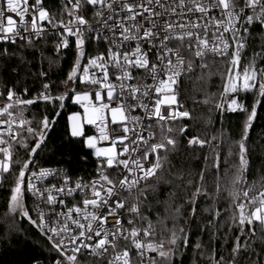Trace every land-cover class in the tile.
<instances>
[{
  "label": "snow or ice",
  "instance_id": "6c2138e0",
  "mask_svg": "<svg viewBox=\"0 0 264 264\" xmlns=\"http://www.w3.org/2000/svg\"><path fill=\"white\" fill-rule=\"evenodd\" d=\"M90 10L91 20L85 15ZM60 15L57 19L50 13L43 0L0 4V42L19 41L21 52L40 51L37 42L51 31L58 37L56 53L74 45L75 55L58 94L49 80L54 61L48 58L45 71L43 51L37 78L48 82L41 90L25 99L27 87L23 94L15 86L6 88L0 107V117H6L0 121L5 125L0 131V177L15 174L6 215H19L46 237L58 256L54 264H184L189 247L191 264H264V177L259 189L256 181H247L252 170L250 130L259 118L258 108H264V65L258 64L264 61V31L252 35L254 29L264 30V0H64ZM257 38L259 50L245 63L249 41ZM14 56L8 48L0 51V60ZM209 58L224 65L219 73L222 91L198 100L194 90L182 100L181 85L197 69L200 83L216 74ZM20 59L23 63V55ZM241 92L251 94L250 108L236 98ZM66 99L82 109L67 116V135L82 142L96 160L95 174L87 180L81 176L73 181L64 169L32 170ZM188 99L194 105L213 104L222 125L225 112L244 115L240 137L227 156L220 151L223 132L221 144L215 135H189L195 124L186 121L195 118ZM38 102L51 104L52 115L34 128L23 110ZM5 132L9 140L3 138ZM10 141L24 150L25 158H14L18 149ZM180 152L191 153L203 167L177 168L173 158ZM224 164L228 167L221 172ZM49 176L62 183L37 186ZM164 186L171 190L161 199ZM29 193L39 201L31 209L26 205ZM224 193L228 203L222 209ZM68 198L76 202L70 204ZM193 224L199 230L194 244ZM218 241L227 256H218Z\"/></svg>",
  "mask_w": 264,
  "mask_h": 264
},
{
  "label": "trees",
  "instance_id": "16d2710c",
  "mask_svg": "<svg viewBox=\"0 0 264 264\" xmlns=\"http://www.w3.org/2000/svg\"><path fill=\"white\" fill-rule=\"evenodd\" d=\"M35 0H29L30 4H34ZM64 0H43V6L57 19L61 18V12L63 8ZM65 22L69 19L65 14L63 15ZM261 29H254L252 32L253 37H257ZM57 36L47 35L43 40L37 42V48L44 53L43 68L45 71L49 70L48 58H51L54 63L51 65V71L49 72V80L53 84V94H58L64 91L63 87L60 86V81L66 76L67 72L72 65L74 55V45L69 49H62L59 55L56 53L54 45L57 41ZM261 41L257 38L249 41V47L245 52V60L247 63L248 59L251 58L253 51H258L257 45ZM20 44V43H19ZM19 44L12 45L11 43L0 44V51L4 48H8L9 52H16L17 56L12 58H4L0 60V91L4 92V96L0 97V102L4 101L7 95L6 88L14 87L17 92L22 93L24 88L29 89L28 97L33 98L38 91L41 90L42 83L48 82L38 79V72L40 70V51L32 49L24 50L21 52ZM91 45L89 46V52L91 53ZM20 55H23V63L21 62ZM211 66V71L216 73L207 80L206 83H200L196 77L199 75V69H197L196 75L190 80L185 79L181 85L182 97L181 99H187L189 94H192L194 90L196 98L203 100L205 94H215L222 91L221 85L222 80L219 75L220 72L224 71V65L219 62L213 63L212 60L208 61ZM258 64L264 65V61H258ZM6 65V67H5ZM19 65V67H18ZM13 69H17L16 72ZM36 75H33V74ZM239 102L246 103L250 108L252 103L251 94L239 93L236 97ZM219 98L217 97V100ZM187 107L192 112L194 121H186L189 124H195V127L189 135L199 134L201 138L211 139L212 136H217L216 143L221 144L220 133H224L223 142L221 146L222 156H227L228 148L230 144L238 140L241 133L242 121L244 115L236 112H225L223 118V125L221 124V117L213 110V104L204 105L202 103L193 104L191 99L187 100ZM47 109V111H46ZM78 111L80 108L73 105L70 99H66L65 106L61 110L62 114L58 118V123L49 132L46 143L42 150H39V154L35 156L34 164L38 166H49L59 167L67 170L73 177L91 178L95 174L96 160L83 147L82 142L71 139L67 135V116L73 112ZM14 113L16 110H13ZM259 118L254 122V127L250 130V139L248 146L251 153L252 170L247 176V181L251 184L256 181V187L259 189L261 177H264V108H258ZM45 115H52V105H45L43 102H38L34 105L27 106L23 110V118L32 122V127H38L40 121ZM211 118L212 123L209 124L208 120ZM88 134H91L89 127H86ZM24 136H27L26 129L23 132ZM186 144V140L184 141ZM14 148L18 149L15 152V159H22L26 157V153L23 149H19V146L12 142ZM199 151V150H198ZM205 153L208 149L203 150ZM86 157V158H85ZM2 158V156H0ZM173 162L177 168L184 167L185 171L194 170L199 171L203 167V162L197 163L194 156L191 153L180 152ZM33 164V165H34ZM228 167L224 164L221 168ZM15 173H18V166H14ZM15 174H4L0 177V264H33L34 262H44L50 264L55 256L57 255L51 250V245L48 243L46 237L41 236L40 233L32 228L26 220H22L19 216L6 215L8 213L7 201L10 196V188L14 183ZM212 177H209V183H211ZM171 189L167 186L162 187L160 197L163 199L164 195ZM154 203V201H153ZM227 194L224 193L221 197L220 204L223 208L227 207ZM26 205L31 209L29 199L26 201ZM203 203L201 207H203ZM186 216V214H185ZM152 220L155 223L156 213L152 214ZM227 217H225V220ZM183 223V221H181ZM15 225L10 230L9 225ZM168 227L171 228V222L168 223ZM159 231V227L157 228ZM227 231L225 228L220 233L221 241L223 240L224 233ZM199 230L195 224H193V232L191 236V242L194 244ZM257 235H259V229H257ZM205 243L208 241V236L203 237ZM216 247L218 248V256L223 254L228 255L227 251L220 249V241L217 242ZM230 251L231 245H226ZM155 256V253H152ZM192 260V248L189 247L186 255L183 257L184 264H191ZM176 264H179L177 260ZM200 264H205L204 261H200Z\"/></svg>",
  "mask_w": 264,
  "mask_h": 264
},
{
  "label": "built area",
  "instance_id": "2783aa9c",
  "mask_svg": "<svg viewBox=\"0 0 264 264\" xmlns=\"http://www.w3.org/2000/svg\"><path fill=\"white\" fill-rule=\"evenodd\" d=\"M2 3H3V0H0V4H2ZM68 7L71 8V4H69ZM85 15H86V18H88L89 20H91V18H92V10H90L89 12H87ZM45 26L48 27L49 29L51 28V26H50V25H47L46 22H45ZM48 35H52V34H51V31L49 32ZM53 36H55V35H53ZM57 38H58V37H57ZM3 43H10V42H0V44H3ZM19 43H21V42L18 41L17 44H19ZM209 60H211V58H209ZM17 93H18V94H23V92H22V93L17 92ZM24 98H25V99H30V97H28V96H25ZM5 102H6V100L1 101V102H0V107H3V104H4ZM71 103H72V102H71ZM72 104H73V103H72ZM73 105H75V104H73ZM75 106H77V107L79 108L78 105H75ZM14 114H15V113H14ZM4 119H6V117H0V121H2V120H4ZM14 127H15V125H14ZM86 127H88V126H86ZM4 128H5V125H3L2 123H0V131H3ZM89 129L91 130V133H92V129H91L90 127H89ZM3 138H4L5 140H9V136H8V134H7L6 132L4 133ZM10 142L12 143L13 141H10ZM39 168L63 169V168H59V167H49V166H47V167H46V166H38V167H37V164L32 165V170L39 171ZM64 170H65V169H64ZM65 171H66V172L72 177L73 181H75V179L78 178V177H73V176H72L67 170H65ZM29 175H30V172H29ZM85 179L87 180L88 178H85ZM61 183H62V180L57 179V178H54V177H52V176H49V177H47L44 181L39 182V183L37 184V186L40 187V188H44V187H50V186L53 185V184H55L56 186H59ZM28 199H29V201H30L31 208H33L37 203H39V201H38L35 197H32L30 193L28 194ZM68 199H69L70 204H71V203H75L76 200H82L83 197H81V196H76V200H72V198H68ZM41 207L47 209V205L41 204ZM32 215H33V218H35V212H33ZM149 255H152V253H149ZM132 256H133L134 259H138V258L136 257V255H135V251H134V250H133V252H132ZM152 256H153V255H152ZM57 258H58V256L56 255L55 258L53 259V261H52L50 264H54V261H55ZM33 264H45V263L39 261V262H34Z\"/></svg>",
  "mask_w": 264,
  "mask_h": 264
},
{
  "label": "rangeland",
  "instance_id": "374dc122",
  "mask_svg": "<svg viewBox=\"0 0 264 264\" xmlns=\"http://www.w3.org/2000/svg\"><path fill=\"white\" fill-rule=\"evenodd\" d=\"M71 102H72V101H71ZM76 111H77V110H76ZM76 111H73V112H76ZM78 111H82V109H80V110H78ZM71 113H72V112H71ZM71 113H70V114H71ZM17 216H19V215H17Z\"/></svg>",
  "mask_w": 264,
  "mask_h": 264
}]
</instances>
